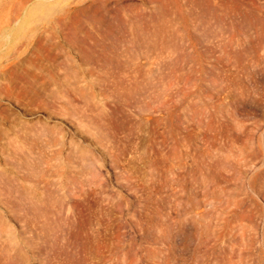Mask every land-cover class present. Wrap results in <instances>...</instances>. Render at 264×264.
<instances>
[{
  "label": "rangeland",
  "instance_id": "obj_1",
  "mask_svg": "<svg viewBox=\"0 0 264 264\" xmlns=\"http://www.w3.org/2000/svg\"><path fill=\"white\" fill-rule=\"evenodd\" d=\"M0 42V264H264V0H59Z\"/></svg>",
  "mask_w": 264,
  "mask_h": 264
},
{
  "label": "bare ground",
  "instance_id": "obj_2",
  "mask_svg": "<svg viewBox=\"0 0 264 264\" xmlns=\"http://www.w3.org/2000/svg\"><path fill=\"white\" fill-rule=\"evenodd\" d=\"M59 0H0V42L27 47L32 43L42 44V38L26 37L16 41L14 35L18 29L28 26L33 32L56 30L59 28ZM0 58L22 59V53L7 54Z\"/></svg>",
  "mask_w": 264,
  "mask_h": 264
}]
</instances>
